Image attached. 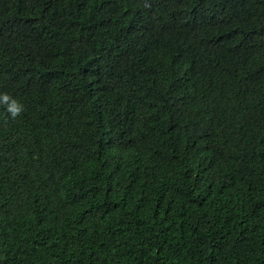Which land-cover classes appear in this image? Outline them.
<instances>
[{"label": "trees", "instance_id": "trees-1", "mask_svg": "<svg viewBox=\"0 0 264 264\" xmlns=\"http://www.w3.org/2000/svg\"><path fill=\"white\" fill-rule=\"evenodd\" d=\"M0 264H264V0H0Z\"/></svg>", "mask_w": 264, "mask_h": 264}, {"label": "clouds", "instance_id": "clouds-1", "mask_svg": "<svg viewBox=\"0 0 264 264\" xmlns=\"http://www.w3.org/2000/svg\"><path fill=\"white\" fill-rule=\"evenodd\" d=\"M3 99L4 100H8V96L7 95H4L3 96ZM10 113H11V116L14 118L15 116H17L20 111H21V106L20 105H17L15 102L10 106V109H9Z\"/></svg>", "mask_w": 264, "mask_h": 264}]
</instances>
